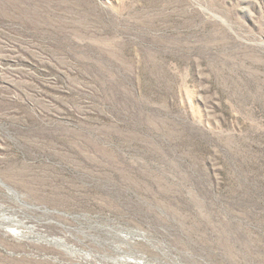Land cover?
Listing matches in <instances>:
<instances>
[{"label":"rangeland","instance_id":"obj_1","mask_svg":"<svg viewBox=\"0 0 264 264\" xmlns=\"http://www.w3.org/2000/svg\"><path fill=\"white\" fill-rule=\"evenodd\" d=\"M0 264H264V0H0Z\"/></svg>","mask_w":264,"mask_h":264},{"label":"bare ground","instance_id":"obj_2","mask_svg":"<svg viewBox=\"0 0 264 264\" xmlns=\"http://www.w3.org/2000/svg\"><path fill=\"white\" fill-rule=\"evenodd\" d=\"M3 222V221H2ZM9 226V225H8ZM11 226V225H10ZM13 230V232H15V233H18V232H20V231H16V230H14V229H12Z\"/></svg>","mask_w":264,"mask_h":264}]
</instances>
